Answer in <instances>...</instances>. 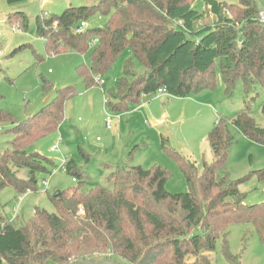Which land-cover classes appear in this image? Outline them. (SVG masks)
<instances>
[{
  "label": "trees",
  "instance_id": "obj_1",
  "mask_svg": "<svg viewBox=\"0 0 264 264\" xmlns=\"http://www.w3.org/2000/svg\"><path fill=\"white\" fill-rule=\"evenodd\" d=\"M4 1L15 5L28 0ZM189 1L100 0L91 6H69L59 15L36 17V34L43 39L47 55L68 49L83 54L97 40L90 67L76 68L87 88L97 85L96 79L125 50L145 67L144 75L135 76L131 61L125 62L116 88L105 97L111 113L127 112L129 104H138L160 89L174 98L212 89L217 71L228 95L241 81L243 108L231 119L218 116L208 134L213 160L203 163L201 174L194 162L162 138V149L185 179L186 193H169L170 173L157 165L112 168L104 185L86 190L89 175L74 160L66 161L63 169L75 185L49 196L55 213L35 208L24 225H18L16 217L0 216V264H74L94 258L123 264H214L207 253L219 239L227 263L241 264L240 256L229 252L231 224L251 225L264 244V204L247 205L238 182L230 180L225 169L233 141L229 125L264 146V128L251 115L255 98H249L256 87L264 92V25L257 19L264 0H203L215 18L204 26L199 22L205 13ZM225 2L244 10L240 19L227 12ZM96 13L107 17L105 24L81 30L80 25ZM5 21L14 30L26 29L28 17L17 11L8 13ZM73 95L71 88L56 90L39 112L20 123L0 110V124L11 125L12 134L9 148H0V190L13 187L25 193L35 189L37 175L52 173V161L28 149L56 130ZM261 112L264 115V100ZM81 156L88 165L89 155L81 151ZM19 170L27 171L26 181L16 177ZM255 174L264 179V169Z\"/></svg>",
  "mask_w": 264,
  "mask_h": 264
},
{
  "label": "rangeland",
  "instance_id": "obj_2",
  "mask_svg": "<svg viewBox=\"0 0 264 264\" xmlns=\"http://www.w3.org/2000/svg\"><path fill=\"white\" fill-rule=\"evenodd\" d=\"M99 1L28 0L7 5L0 0V110L9 113L14 122L20 123L39 112L56 90L71 88L74 92L64 105L63 119L56 130L28 149V152L38 153L52 161L56 170L49 175H37L34 190L25 193L13 187L0 190V216L6 220L16 217L14 221L18 225H24L35 208L55 213L56 208L49 196L75 185L73 176L61 166L63 159L74 160L78 168L89 175L84 187L86 190L104 185L112 168L140 166L149 169L157 165L170 173L166 184L169 193L188 192L178 164L161 147L162 138L167 139L177 154L194 162L198 174H201L203 163L210 164L213 160L208 134L218 116L231 119L243 108L241 81L235 83L228 95L217 71L212 89L204 88L185 98L155 93L143 97L138 104H129L127 112L111 113L105 105V97L108 91L116 88L125 62L131 61L135 76L146 73L145 67L134 59L131 52L123 51L111 69L96 79L97 85L87 88L76 68L79 65L90 67L95 46H89L83 54L68 49L57 55H47L43 39L36 34L37 16L59 15L69 6H91ZM189 2L192 8L205 13L199 26L215 22L203 0ZM231 3L223 4L234 19H240L244 10ZM17 11L28 17L26 29L14 30L5 21L8 13ZM257 19L264 25V5L259 7ZM106 20V16L96 13L86 21V28L102 27ZM44 83L48 84V88H44ZM251 97L255 98L251 103V115L255 123L264 128V115L261 112L264 92L256 87L249 95ZM107 121L110 122L109 128L106 127ZM10 127L0 124L1 149L9 148L12 140ZM228 129L233 141L227 150L226 172L230 180L238 182V189L244 194L247 205L264 204V179H259L255 174V171L264 169V146L246 139L232 125ZM58 139L59 152H52L50 148ZM81 151L89 155L88 165L84 164ZM16 177L26 181L27 171H17ZM227 232L229 252L239 255L241 264H264V244L259 241L251 225L231 224ZM221 247L219 239L215 249L207 253L214 264H228L221 254Z\"/></svg>",
  "mask_w": 264,
  "mask_h": 264
},
{
  "label": "water",
  "instance_id": "obj_3",
  "mask_svg": "<svg viewBox=\"0 0 264 264\" xmlns=\"http://www.w3.org/2000/svg\"><path fill=\"white\" fill-rule=\"evenodd\" d=\"M49 98H47V100L45 101L46 103L48 102ZM58 192L54 193V196H57ZM74 264H123L119 261H116L114 259H105V258H94V259H85V260H81L78 261Z\"/></svg>",
  "mask_w": 264,
  "mask_h": 264
},
{
  "label": "built area",
  "instance_id": "obj_4",
  "mask_svg": "<svg viewBox=\"0 0 264 264\" xmlns=\"http://www.w3.org/2000/svg\"><path fill=\"white\" fill-rule=\"evenodd\" d=\"M43 15L46 16V14H43ZM80 26H81V30H82V29H84V28L86 27V24H85V23H82ZM96 43H97V40H96L95 42H93L92 45H95ZM156 93L167 94L166 91H165L164 89H160V90H158ZM106 127H107V128L110 127V122H109V121H107ZM59 142H60V139H58L57 142L51 146L50 150H51L52 152H57V151L59 152ZM65 162H66V159H63L62 164H61L62 167H64ZM55 170H56V168H54V169L52 170V172H54ZM73 181H74V180H73ZM43 185L46 186V182H44ZM79 212L82 213V210H79Z\"/></svg>",
  "mask_w": 264,
  "mask_h": 264
}]
</instances>
